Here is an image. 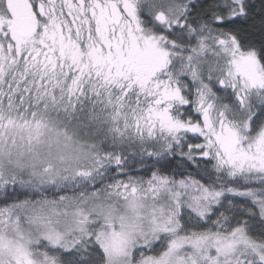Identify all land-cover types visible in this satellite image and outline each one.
Returning <instances> with one entry per match:
<instances>
[{
	"label": "snow or ice",
	"instance_id": "obj_1",
	"mask_svg": "<svg viewBox=\"0 0 264 264\" xmlns=\"http://www.w3.org/2000/svg\"><path fill=\"white\" fill-rule=\"evenodd\" d=\"M0 264H264V0H0Z\"/></svg>",
	"mask_w": 264,
	"mask_h": 264
}]
</instances>
